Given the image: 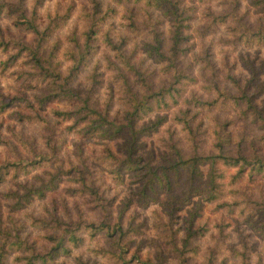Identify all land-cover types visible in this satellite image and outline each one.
<instances>
[{"label":"clouds","instance_id":"obj_1","mask_svg":"<svg viewBox=\"0 0 264 264\" xmlns=\"http://www.w3.org/2000/svg\"><path fill=\"white\" fill-rule=\"evenodd\" d=\"M20 3L0 0V7L7 5L0 11V28L18 31L6 17L9 9ZM93 5L94 0H23L28 23L20 30L21 39L32 44L46 29L53 30L45 44V50L51 52L60 43L59 51L51 57L52 68L62 80L70 77V81L76 73L68 87L87 100L90 111H79L72 97L60 96L43 107L26 110L22 123L17 118L16 123L0 127V168L18 165L4 175L0 193L26 188L45 193L44 197L33 195L32 202L14 217L28 226L21 233L23 246L14 248L11 240L0 237V257L5 264H28L29 249L42 248L45 264H127L125 249L132 237L120 243V234H112V224L119 221L121 207L130 198L131 181L121 182L113 171L110 146L123 140L116 147L119 151L125 148L127 133L129 138L134 134L146 145L145 151L157 158L183 161L182 170L195 169L194 201L207 204L214 196L211 203L223 206L222 214L230 221L224 232L227 239L220 244L219 229L213 223L201 238V247H193L194 261L207 264L210 252L219 249L217 264L225 259L228 264H264V241L244 224L251 209L264 205V131L256 126L245 132L242 112L228 92L237 88V80L244 85L241 77H249L242 67V54L245 61L255 59L257 53L264 60V36L244 33L238 27L239 17L247 13L249 23L255 24L264 16L255 14L249 0H241L238 14L233 11V0H183L182 8L195 17L191 29L184 33L192 37L185 47L195 45L185 62V68L193 66L188 75L178 70L169 49L167 59L158 64L142 50V42L152 41L150 33L157 25L168 42L176 31L175 23L161 15L150 0H102L99 16L93 14ZM212 24L219 31L202 35L201 29ZM92 31L94 47L80 63L85 38ZM237 38H242L239 47L232 43ZM12 51L6 54L0 47V98L23 93L38 105L42 93L35 87L37 82L28 87L23 58L17 65L5 67ZM78 66L85 70L77 71ZM153 71L155 86H148L145 81ZM13 111L8 110L9 114ZM5 119L0 114V124ZM122 121H130L131 127L123 128L117 136L111 125ZM228 121L234 123L224 132ZM205 131L207 136L202 137ZM93 162L103 171L95 169L94 182L83 174L92 189L87 191L67 173H83ZM55 174L60 175L56 181L60 194L49 199L48 185ZM73 190L75 195H70ZM138 210L135 205L127 210L125 231ZM157 211L159 205L153 204L146 214ZM34 221L45 226H34ZM241 233L251 236L249 247L253 242L260 244L257 252L240 243ZM184 239L186 234L180 231L177 242ZM56 240L62 244L53 250L50 245ZM230 245L235 246L234 251Z\"/></svg>","mask_w":264,"mask_h":264},{"label":"trees","instance_id":"obj_2","mask_svg":"<svg viewBox=\"0 0 264 264\" xmlns=\"http://www.w3.org/2000/svg\"><path fill=\"white\" fill-rule=\"evenodd\" d=\"M151 3H154L155 8L161 13V15L165 16L167 19L173 21L176 25V31L171 42L166 41L162 32L159 31V25L156 26L155 29L150 33L153 37L152 41L149 42L145 40L142 42V50L147 53L148 58L153 61V64H158L163 60L167 59L168 53L166 49H169L171 54L175 57L176 64L178 66V70L184 71L186 74L190 75L192 71V65L189 64L185 68V62L188 59V54L193 50L195 45L191 47H185L188 42L192 39V37L185 36V31L191 29V21L195 19L194 16H189V10L187 8H182L183 0H150ZM249 4L251 8L255 10V14L258 16H264V0H249ZM241 6V0H233V11L238 14L239 8ZM3 7H7V5H3ZM3 7H0V11H3ZM102 12V0H94L93 5V14L95 16H99ZM8 16L12 17L13 26L18 29L24 28L28 23L27 13L23 8V0L19 5H15L9 9ZM248 14L245 13L244 16L239 17L238 27L242 29L244 33L252 32L254 36H264V19L258 21L255 24L249 23L247 19ZM51 28H48L44 31V34L41 35L37 42L32 44H27L20 36L11 35L8 33V38L6 39L4 35L0 36V47L3 50L7 51L6 54L10 52V49L13 50L12 54L8 55V60L5 62V67L17 65L18 62L23 58V64L28 66L31 71H26L25 74L28 76V87L33 88L34 82L35 87L38 86V82L45 81V87L42 94L38 97L39 104L33 105L30 101H28V97L26 94H19L13 97H2L0 98V110H4L12 107L13 105L23 106V104L15 103L17 99L23 100L26 105L33 109L34 107H43L45 104H49V101L58 99L60 96L64 97H72L76 101L75 107L79 111L88 112L90 108L88 107V102L78 93H73V91L68 87V81L70 77L61 79V77L53 70L51 65V57L56 54L57 46L52 49L51 52H45L44 46L41 43L46 40L50 35ZM219 31V28L215 25H208L201 29L202 35H206L208 33H216ZM95 35V32L92 31L85 38V46L84 50L80 56V63H83L86 59L87 53L90 49L94 47L92 44V37ZM242 38H237L232 41L235 47H239ZM207 54L211 55V48L207 50ZM242 67L249 73V77H241L245 81L244 85H240V81L237 80V88L235 90L228 89L229 95L233 97L236 101V107L239 108L242 112V116L240 119L244 122L245 132L249 129H252L256 126L260 127L261 131H264V81L258 82L259 73H264V60L260 59L259 53L255 59L249 58L248 60H244L243 54L241 56ZM90 63V61H89ZM77 71H83L84 67L79 66L76 69ZM98 71V70H97ZM156 73L152 72V75L148 77L145 81L148 86L154 85V77ZM29 77H35L31 79ZM76 78V73H73L72 80L69 81V85H71ZM93 91V90H92ZM91 95V93L89 94ZM224 111V109H222ZM19 116L24 117L23 112L19 111ZM249 117L251 120L249 121ZM219 120L218 117H216ZM233 121H228L222 131H228V125ZM234 123V122H233ZM249 124V126H248ZM246 126L248 128H246ZM114 128L115 134L118 136L121 134L123 128L131 127L130 121H122L119 124L111 125ZM203 127V124H201ZM205 133H201L202 137H206ZM107 135V133H106ZM228 135L231 136V132H228ZM126 140V153L123 156H119L113 153V162L114 167L113 171L120 179L121 182L125 180L126 177H132L134 181H140V202L143 205H147L150 201L159 200V203H163L164 205H169L168 215L170 217L173 216L172 212L175 209H179L181 205H174L178 195L181 198V201H184L186 204H193L190 218L187 220L186 226V239L181 242V246H178V242L172 240L171 249L174 252H178L179 264H184L185 258L187 256L184 255L185 251L188 249L189 239L199 229L197 226L193 225V214L196 211H199L202 206V202L194 201L192 198V189L196 182V171L195 169L188 171L186 169H181L184 167L183 161H176L175 163H171L167 158L163 160L160 159L158 164H154L156 156L152 155L151 152L148 153V157H145L141 153L135 154L134 151L141 144L136 140L135 135L133 134L132 138L127 136L125 133ZM206 143V140L204 141ZM231 140H229V143ZM99 165V164H98ZM18 167L17 164H5L2 168H0V183L4 182V175L11 168ZM93 168H85L83 173H78L75 176L71 175V172H68L67 175L71 178V181L74 183L82 184L87 191H92L88 178H86L83 174H87L90 178L92 174ZM203 176V173H201ZM60 180V175L55 174L52 176L51 181L48 185V193L51 191H56L59 186L56 184V181ZM160 193H163L160 194ZM70 195H75V191H70ZM4 195L7 198H12L13 203L11 207V211L18 210L28 204L33 195H39L40 197H44L45 193L42 191L35 190L33 188H26L22 193H18L17 191L5 192ZM54 199V198H52ZM204 199V196L201 195V200ZM215 197H209L208 200L212 201ZM171 205V206H170ZM110 207V205H109ZM187 210H190L187 208ZM11 222L14 226H17V221L13 218V215L9 216ZM111 213L109 212L107 219L111 221ZM1 220V218H0ZM251 223L254 230L256 229L259 233V236L264 238V205H258L251 209L248 217L245 219ZM34 225H39L40 227H44L45 225H41L39 221H34ZM113 236L116 233L120 234V243H124L125 238H127L128 229L125 231L124 227L121 224V221L113 222ZM130 229L131 226H129ZM0 237H7L8 240L12 241V247H21L23 246V242L21 241V235L15 234V238H8L11 235L9 228L4 225L2 231H0ZM130 241V240H128ZM264 241V240H262ZM82 242V241H81ZM62 244V241H54L50 247L53 250ZM30 258L28 264H33V261L36 264H45V258L43 255V249H29ZM125 255L129 257L127 264H164L163 260H153L149 256L141 257L139 253L133 249L130 251L129 245L125 249ZM184 255V256H183ZM212 257V256H211ZM211 259L209 257V262L207 264H211ZM0 264H5L2 257H0ZM90 264H94V262H90Z\"/></svg>","mask_w":264,"mask_h":264},{"label":"rangeland","instance_id":"obj_3","mask_svg":"<svg viewBox=\"0 0 264 264\" xmlns=\"http://www.w3.org/2000/svg\"><path fill=\"white\" fill-rule=\"evenodd\" d=\"M6 19H9L11 21L12 24V17L11 16H7ZM12 27L13 26L12 24ZM18 31L17 32H12L11 28H0V36L4 35L5 38L7 39L8 33L11 35H17L20 36V30H22L23 28L18 29L17 27H15ZM52 34V31H51ZM51 38V35L44 40L41 45L44 46L45 48V44L47 42L48 39ZM57 46V50L56 53L59 51L60 49V43L57 42L56 43ZM5 53H7V51L4 50ZM45 52L47 53L48 51L45 50ZM15 66V65H14ZM22 67L25 69V72L28 70V66L22 64ZM85 70V69H84ZM83 70V71H84ZM81 71V72H83ZM258 77V82H263L264 79H262V77H264V73H259ZM31 78V77H29ZM35 77H32L31 79H34ZM45 87V81H39L38 82V86L37 88H39V90L41 91V93L43 92ZM96 89H93V92ZM20 101V102H19ZM20 103L23 104V106H17V105H13L10 108L4 109V110H0V114H3L6 119L4 120L3 124H0V127H4V125L6 124H10V123H16L17 122V118H19V122L22 123L23 122V117L20 118L19 116V111L23 112V114L25 115L26 110L31 109L30 107H28L26 104L24 103L23 100H19L17 99L15 103ZM50 107L52 105H49ZM10 109H15V111L11 112L9 114L8 110ZM217 117L220 119L219 115H217ZM237 123L239 122L236 121ZM233 123V122H232ZM230 123L228 125V128L230 127V125L232 124ZM249 126V124H248ZM246 128H248L246 126ZM119 136V135H118ZM205 136H207V132L205 133ZM123 140H116L113 141L111 143V149L113 150V152L119 156H123L126 153V148L121 149V151H119L116 147V145L118 143H123ZM126 142V140H125ZM145 147L146 145L141 144L139 147H137L134 151L135 154H143L145 157H148V152L145 151ZM160 162V159H156L154 160V164H158ZM93 171L91 174V177L93 179L94 182V177H95V169L96 168H101V171H103V168L101 165L96 164L95 162H93L92 165ZM132 177H126L125 179H129L131 181V183L129 184V192H130V198L127 199V202L125 205H122L121 207V213H120V221L122 226L124 225V221H125V217H126V213L127 210L129 208H131L133 205H135V207L137 209H139L138 211H135L130 223L128 224V234L127 237H132V239H130V241H128V245L130 247V251H132L133 249H135L139 255L141 257H147L149 256L151 259L153 260H160L162 259L164 264H179V258H178V252H174L171 249V245L173 243L172 240L177 242V237L180 231H183L186 233V226H187V220L188 218H190L191 216V212H193L194 208L192 209L193 204H186L184 203V201H181V198L179 199V195L178 198L175 202L174 205L178 204L181 205L182 207L179 209H175L173 210L172 214L173 216L170 217V215H168V209H169V205H164L163 203H159V200L156 201H150L147 205H143L140 202V181H134V179H131ZM25 190V189H24ZM23 190V191H24ZM19 194L22 193L23 191L21 190H16ZM10 192V191H9ZM59 188L56 191H51L48 193V198L52 199L55 198L57 195H59ZM163 195V193H160ZM0 201H2V203H0V231L3 230L4 225H6L10 232L11 235L8 236V238H15V234H19L21 235L22 232L27 231L28 226L26 224H24L22 221L15 219L14 217L22 212L25 208L22 207L18 210H14L11 211V207H12V203H13V199L12 198H7L4 193H0ZM32 202V200L28 203L30 204ZM115 201L113 200L111 203H114ZM153 204H157L159 205V211L152 213L151 216L147 215L146 213L148 212L149 208L152 207ZM111 206V204H109ZM171 206V205H170ZM258 205H256L255 207H257ZM222 205L217 207L216 205L212 204L211 201H209V203L205 204L203 203L202 206L200 207L199 211H196L193 214V225L196 227H198L199 229H197L198 231L194 234V236H191V238L189 239V244H188V249L185 251L184 255L187 256L185 258V262L184 264H198L197 261H194L192 259V251H193V247L199 249L201 247L200 241L201 238L205 235L208 234V232L210 231V226L215 223V226L217 227V229H219V233L218 235L220 236V244H223L224 241L227 239V237L224 236V232L226 231L227 227L230 226V221L228 219H226L224 217V215L222 214ZM190 209V210H187ZM13 215V218L17 221V226H14L13 223L11 222L9 216ZM229 215H231V213H229ZM112 219V215L111 218ZM139 221V223H138ZM244 224L247 225L251 230L252 233L255 234L256 236H258L260 238V240H264V238L262 239L259 236V233L257 232V230L252 227L251 223H249L248 221H244ZM35 226V225H34ZM129 226H131L132 229L129 228ZM124 227V226H123ZM240 225L237 224V230H239ZM152 233H155L154 235H151ZM1 235V234H0ZM29 236H31V233H29ZM173 237V238H172ZM172 238V240H171ZM249 240H251V236L249 237H244L243 233H241V240L240 243L244 244L245 248L248 249V251L250 252H257L260 248V244L258 242H253L251 243L250 247H249ZM137 241H139L137 243ZM178 246H181V242L177 243ZM230 251H234L235 250V246L234 245H230L229 246ZM219 249H217L216 251L213 250L210 252L209 256L207 257V263L209 262V257L213 258L211 259V264H217V260H218V251ZM198 251H197V255H198ZM183 255V256H184ZM212 256V257H211ZM222 264H228L227 260L225 259Z\"/></svg>","mask_w":264,"mask_h":264}]
</instances>
